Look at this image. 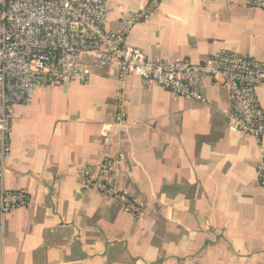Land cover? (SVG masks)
Segmentation results:
<instances>
[{"label": "crops", "instance_id": "crops-1", "mask_svg": "<svg viewBox=\"0 0 264 264\" xmlns=\"http://www.w3.org/2000/svg\"><path fill=\"white\" fill-rule=\"evenodd\" d=\"M148 1L107 0V27L122 29ZM127 42L169 61L198 63L224 48L264 61V10L162 0ZM203 91L207 103L137 75L122 80L107 65L87 83L40 86L30 105L14 106L5 185L30 200L6 217L3 264H264V144L229 129L221 80L205 79ZM258 97L264 108V81ZM106 157L138 215L82 186L83 169Z\"/></svg>", "mask_w": 264, "mask_h": 264}, {"label": "built area", "instance_id": "built-area-1", "mask_svg": "<svg viewBox=\"0 0 264 264\" xmlns=\"http://www.w3.org/2000/svg\"><path fill=\"white\" fill-rule=\"evenodd\" d=\"M162 0L147 5L125 19L120 30L107 27V0H0V264H3L5 220L26 205L29 194L5 185L6 162L12 153V110L30 105L40 86L87 83L98 70L111 65L120 79L137 75L169 93L207 103L203 91L207 78L221 80L229 94V129L264 144V108L258 87L264 81V61L230 49H220L202 62L169 61L146 55L130 45L132 28L152 15ZM248 7L264 10V0H245ZM125 97H117L116 122L125 120ZM114 161L106 157L83 169L81 184L123 202L138 215L140 206L128 192L108 177ZM264 188V151L257 165Z\"/></svg>", "mask_w": 264, "mask_h": 264}]
</instances>
